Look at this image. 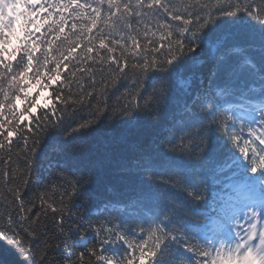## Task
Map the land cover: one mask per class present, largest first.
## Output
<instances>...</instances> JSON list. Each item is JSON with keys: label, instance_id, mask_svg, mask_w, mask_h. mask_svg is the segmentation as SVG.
I'll return each instance as SVG.
<instances>
[{"label": "snow or ice", "instance_id": "6c2138e0", "mask_svg": "<svg viewBox=\"0 0 264 264\" xmlns=\"http://www.w3.org/2000/svg\"><path fill=\"white\" fill-rule=\"evenodd\" d=\"M0 190L13 264H264V0H0Z\"/></svg>", "mask_w": 264, "mask_h": 264}, {"label": "trees", "instance_id": "16d2710c", "mask_svg": "<svg viewBox=\"0 0 264 264\" xmlns=\"http://www.w3.org/2000/svg\"><path fill=\"white\" fill-rule=\"evenodd\" d=\"M201 70L202 69H200L199 67L190 69L189 72L185 73V77H188L190 72H199ZM174 87H176V86H174ZM176 91L179 93L181 91V89L179 87H176ZM47 95H48L47 93H44V95L41 97V103L42 104L45 102V97H47ZM109 182L111 183L112 181H109ZM97 190L100 193L102 198H103V196H105L107 194L106 189H105L103 184ZM0 191H2V190H0ZM2 200H3V196L0 195V201H2ZM91 203H94V202H90V204ZM93 211H95L94 208H93ZM15 260H16V256L13 253V251L9 248V246L5 242L0 241V261H3V264H13V262Z\"/></svg>", "mask_w": 264, "mask_h": 264}]
</instances>
